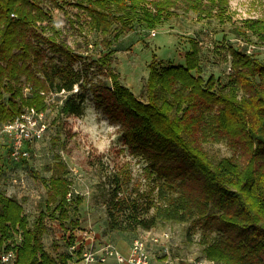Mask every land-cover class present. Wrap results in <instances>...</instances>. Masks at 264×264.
<instances>
[{
	"label": "trees",
	"instance_id": "obj_1",
	"mask_svg": "<svg viewBox=\"0 0 264 264\" xmlns=\"http://www.w3.org/2000/svg\"><path fill=\"white\" fill-rule=\"evenodd\" d=\"M49 4L60 7L56 0ZM71 4L78 10L75 20L68 18L71 25L84 17L90 30L102 36L114 31L115 39L137 23L155 30L178 5L200 18L230 19L228 0ZM234 31L235 38L252 37L264 45L263 19H243ZM103 44L106 51L91 74L92 64L82 62L68 44L43 0H0V126L28 107L45 112L51 94L65 96L62 115L79 116L84 92L90 91L95 107L122 132L127 153L144 163L145 183L132 179L128 163L113 169L104 182L101 203L109 231L187 224L188 237L198 234L204 259L212 264H264V60L226 44L229 73L205 79L201 47L191 39L184 64H149L143 101L112 66L111 42L103 39ZM208 143H223L231 154L213 160L204 149ZM46 170L49 178L40 177L47 187L46 207L53 206L65 221L73 200L72 195L66 199L71 194L67 167L57 156ZM75 202L80 205L81 199ZM44 218L40 212L31 227L22 203L0 188V255L14 250L13 264H70L75 255L79 260L81 249L56 256L44 250ZM74 241L70 235L69 246Z\"/></svg>",
	"mask_w": 264,
	"mask_h": 264
},
{
	"label": "rangeland",
	"instance_id": "obj_2",
	"mask_svg": "<svg viewBox=\"0 0 264 264\" xmlns=\"http://www.w3.org/2000/svg\"><path fill=\"white\" fill-rule=\"evenodd\" d=\"M43 1L55 23L62 29L68 44L79 53L82 62L92 64L91 74L95 73L97 67L95 60L106 51L103 39L111 42L110 49L114 52L112 66L119 73L122 83L143 101L148 67L153 60L163 64H184V54L190 49L189 41L192 39L201 47V75L205 79L210 75L226 76L230 57L225 46H235V27L246 18L264 20V0H228L227 13L230 19L224 21L214 17H197L178 5L171 18L154 30V36L151 35L152 30L137 23L135 30L127 31L115 39L114 31L102 36L90 30L85 25L84 17L71 25L68 18L75 20L78 11L71 4L75 0H56L60 7H53L49 0ZM248 41L255 42V39L249 37ZM255 43L257 49L253 54L264 60V45ZM106 83L109 84V81L106 80ZM84 95L82 114L79 116L62 115L60 107L65 96L49 95L48 108L45 110L48 128L42 140L29 147V159L18 162L7 159L5 145L3 141L0 142L4 155L0 159V188L22 203L31 227L39 213H45L47 230L42 239L44 250L51 256L69 253L68 237L72 235L74 239H80L78 235L88 231L92 238L84 242L85 250H95L108 242L121 254L127 255L133 240L145 237L148 239L151 264H164V261L170 264L180 261L193 264L194 261L204 260L199 236L188 237L187 224L159 223L149 231L108 230L106 210L101 203L104 182L108 181L113 169L128 163L132 179H141L145 183L144 163L127 153L122 132L108 121L102 110L95 107L91 92L85 91ZM204 149L213 160L231 154V150L223 143L204 144ZM57 156L67 167L66 175L71 182L73 197L67 205L69 218L65 221L58 218V211L53 212V206L46 207L47 187L40 180V177L49 178L51 173L46 169ZM77 198L81 199L80 205L75 202ZM75 221L78 222L76 226L73 225ZM164 232L168 233V237L162 236ZM151 237H157L158 242L150 244ZM74 261V264H80L76 255ZM104 264L118 263L109 259Z\"/></svg>",
	"mask_w": 264,
	"mask_h": 264
},
{
	"label": "built area",
	"instance_id": "obj_3",
	"mask_svg": "<svg viewBox=\"0 0 264 264\" xmlns=\"http://www.w3.org/2000/svg\"><path fill=\"white\" fill-rule=\"evenodd\" d=\"M156 32L151 31L154 36ZM235 46L246 53L247 55L253 54L257 45L255 42H249L243 38L234 39ZM74 91H77L75 86ZM48 125L46 114L44 111H38L33 107L25 108L13 120L4 123L0 126V142L3 141L6 149V158L18 162L26 160L30 157V146L44 137ZM67 201L71 200V194L68 193ZM80 239L75 241L68 247L70 253L81 249L79 257L80 264H104L109 259H113L118 264H151V257L149 253L148 239L145 237H137L131 243L128 254H121L111 243H104L98 246L95 250H85L83 244L85 241L90 240L92 237L88 231L80 233ZM162 236L168 237V233H162ZM157 237H151L150 244L158 242ZM16 259L14 250H9L1 253L0 264H13ZM164 264H170L164 261ZM207 260L194 261L193 264H208ZM74 264V263H70Z\"/></svg>",
	"mask_w": 264,
	"mask_h": 264
}]
</instances>
